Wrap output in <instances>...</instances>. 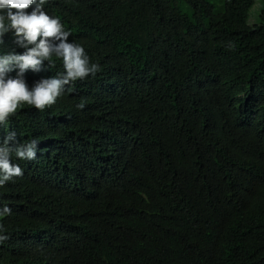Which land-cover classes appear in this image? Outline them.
<instances>
[{
  "label": "trees",
  "instance_id": "16d2710c",
  "mask_svg": "<svg viewBox=\"0 0 264 264\" xmlns=\"http://www.w3.org/2000/svg\"><path fill=\"white\" fill-rule=\"evenodd\" d=\"M255 1L47 0L100 71L0 125V144L38 140L0 187V264H264ZM3 41L0 56L23 53L13 33ZM52 60L24 74L30 89L64 73Z\"/></svg>",
  "mask_w": 264,
  "mask_h": 264
},
{
  "label": "clouds",
  "instance_id": "9594fccd",
  "mask_svg": "<svg viewBox=\"0 0 264 264\" xmlns=\"http://www.w3.org/2000/svg\"><path fill=\"white\" fill-rule=\"evenodd\" d=\"M47 0H0V44L9 32L14 35V43L23 48L22 54L10 52L0 56V125L6 123L23 105L33 106L43 111L55 104L64 95L66 86L77 80L94 76L100 68L90 63L83 46L68 42L71 35L64 29L58 18L49 16L43 5ZM32 8L31 12L27 10ZM63 61L64 73L53 78L41 79L30 89L24 74L31 70L38 72L45 61L54 66L52 57ZM18 70L15 78L8 73ZM77 107H83L78 105ZM38 140L20 144L16 133L9 132L0 144V187L14 177H22L23 169L12 162V154L20 160H35ZM11 214L5 206L0 215ZM4 230L0 224V232ZM0 235V242L7 240Z\"/></svg>",
  "mask_w": 264,
  "mask_h": 264
},
{
  "label": "rangeland",
  "instance_id": "374dc122",
  "mask_svg": "<svg viewBox=\"0 0 264 264\" xmlns=\"http://www.w3.org/2000/svg\"><path fill=\"white\" fill-rule=\"evenodd\" d=\"M260 1L256 0L254 3V6L251 8L249 12V16L247 19V24L249 26H255L258 23V15L261 11V9L264 7V5L261 7Z\"/></svg>",
  "mask_w": 264,
  "mask_h": 264
}]
</instances>
